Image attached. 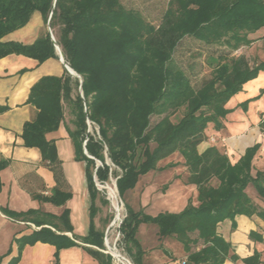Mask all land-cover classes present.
<instances>
[{"label":"trees","instance_id":"1","mask_svg":"<svg viewBox=\"0 0 264 264\" xmlns=\"http://www.w3.org/2000/svg\"><path fill=\"white\" fill-rule=\"evenodd\" d=\"M35 12L42 14L45 23L51 15L56 43L82 83L67 69L61 76L41 77L27 99L37 112L25 123L22 137L27 147L40 149L43 161L58 168L55 141L46 135L57 130L70 115L73 128H69V134L76 159L86 161L91 200L89 233L83 242L103 245V233L93 218L98 211L96 200L105 199L95 177L102 183L117 177L123 197L141 175L157 169L161 160L178 152L190 173L188 183L197 187L198 203L189 201L181 212H161L156 216L127 207L121 231L134 264H143L144 251L136 237L143 222L157 224L161 236H173L181 242L187 252L185 264H224L227 259H239L232 243L219 232V223L230 219L234 224L237 215H257L264 221V207L247 192L252 183L264 198V170L252 173V160L260 144L248 147L236 163L216 146L202 153L198 146L211 123L217 129L224 127L231 97L264 71V60L251 64L245 55L232 54L252 44L256 38L251 34L264 29V0H170L158 24L147 20L140 11L127 8L121 0H0V59L13 53L39 62L59 58L47 30L33 43L5 39L24 27ZM185 37L227 48L209 56L212 75L197 88L174 58ZM155 116L159 119L153 123ZM88 120L98 126L99 138L87 134ZM86 135L84 146L91 157L83 150ZM6 165L7 161L1 160L0 170ZM1 187L0 180V191ZM70 196L55 190L48 199L61 204ZM0 210L15 220L41 226L29 234L15 236L17 255L4 263L12 252L9 248L6 255L0 256V264H17L23 248L39 241L58 249L77 244L46 226L60 230L58 219L71 231L67 209L58 218L35 209ZM250 237L264 242L263 234L257 231H251ZM88 250L100 264H111L100 250ZM260 256L255 251L242 260L260 264Z\"/></svg>","mask_w":264,"mask_h":264},{"label":"crops","instance_id":"2","mask_svg":"<svg viewBox=\"0 0 264 264\" xmlns=\"http://www.w3.org/2000/svg\"><path fill=\"white\" fill-rule=\"evenodd\" d=\"M45 29L42 14L35 12L24 27L11 32L5 39L33 43ZM64 71V64L59 58L39 62L13 53L0 59V161H7V165L0 170V207L18 212L35 209L57 218L67 209L71 231L58 219L56 222L60 230L46 226L66 234L77 243L60 249L41 241L28 244L23 248L17 264H100L88 250L97 249L96 245L83 242L89 233L91 200L86 161L76 159L75 145L69 134V128H73L70 115H66L57 130L46 135L55 141L58 168L43 161L40 149L27 147L22 137L25 123L33 119L37 112L34 105L27 103L31 87L45 75L61 76ZM227 107L230 111L224 120V127L217 129L211 123L206 129L205 139L198 146L199 152L216 146L228 155L232 163H236L248 147L259 143L252 160V173L264 170V71L245 83L242 90L231 97ZM184 162L181 154L176 152L161 160L157 169L141 175L136 186L126 192L128 207L156 216L161 212H181L189 201L197 204V187L188 183L190 173ZM55 190L71 196L64 203H53L48 198ZM247 192L255 203L264 207V198L252 183L247 186ZM96 206L99 209L93 220L96 228L103 233L108 224L105 220L107 212L103 211L99 199ZM40 228L29 221L15 220L0 210V256L12 249L11 254L4 258V263L18 253L15 236ZM251 231H257L264 237V221L257 215H237L234 224L230 219L219 223V232L232 243L239 256L237 260L227 259L224 264H246L242 259L255 251L261 254L260 264H264V242L252 239ZM136 237L144 251L143 264L186 263L187 252L181 242L173 236H161L157 224L141 223Z\"/></svg>","mask_w":264,"mask_h":264},{"label":"rangeland","instance_id":"3","mask_svg":"<svg viewBox=\"0 0 264 264\" xmlns=\"http://www.w3.org/2000/svg\"><path fill=\"white\" fill-rule=\"evenodd\" d=\"M169 1L170 0H121V2L127 8H132L140 11L147 20L153 22L154 24H158L160 22L164 12L167 10L169 6ZM45 27H46L45 30L48 31L47 23H45ZM263 36H264V29L260 30L257 33L251 34V37H253L254 39L256 38L254 42L250 45L241 46L239 49L232 52V54L236 56L245 55L249 59L251 64H253V62L255 61L259 62L264 60ZM221 50L225 51L227 50V48H225L224 46L220 47L219 45L209 46L197 39L185 37L181 40L178 47L176 48L174 52V58L176 59L178 64L185 70V72H187V74L190 76L193 87L197 88L202 84V82L205 79L210 78L212 75L213 66L210 64L209 56L211 54L218 55L221 52ZM173 118L175 119V116H173ZM158 119L159 116H155L152 118V122L154 123ZM262 120L264 121L263 116H262ZM87 134H91L96 138H99L98 126L91 122V124L88 126ZM85 141H87V135L84 137L83 146L86 144ZM83 150L85 154L87 152L86 154L87 156L91 157L85 146L83 147ZM97 163L100 164V161H97ZM116 169L118 172H120V169L118 168ZM95 180L96 183L98 182L97 187L100 190L103 198L105 199V202H102V199L101 200L99 199V202L101 207L103 208V211L107 212V217L105 218V220L108 221V224L106 225L103 232V245L100 248L104 247V238L106 236L108 228H110L109 229L110 240L112 242L116 241L117 236L120 233V238L117 241L118 248L122 252V254L125 255L129 259V261H131L132 264H134V261L128 252V245L124 240L123 233L121 231V226L126 218V217L123 218V216L124 215L127 216V207H128L127 193H125L123 197L120 195L117 185V177L115 176H111L109 182L102 183L97 179V177H95ZM107 188L110 189V195ZM110 197L114 199L116 203L118 202V204H120L119 206H121L122 208L121 218H123V221L119 227L111 226L116 216V211H115L116 207L112 203ZM105 255L108 256L110 260H112L110 255L108 254Z\"/></svg>","mask_w":264,"mask_h":264},{"label":"built area","instance_id":"4","mask_svg":"<svg viewBox=\"0 0 264 264\" xmlns=\"http://www.w3.org/2000/svg\"><path fill=\"white\" fill-rule=\"evenodd\" d=\"M88 124L89 125L91 124V122L89 120H88ZM85 143H86V141H85ZM97 184H98V182H97ZM120 215H121V212L120 213H117L116 212V216H115V218H114V220H113V222L111 224L112 227L113 226L119 227L120 224L123 221V218L126 217V215H124L123 218H121ZM109 229L110 228H108L107 233H106V236L104 238V247L103 248H100V247L96 246V248L98 250H100L101 252H103V253L108 254V255L111 256V259H112L111 260V264H132L131 261H129V259L125 255H123L122 252L118 248L117 241L120 238V233L117 236V240L114 241V242H112L110 240V238H109L110 237L109 236V233H110V230ZM112 249H115L117 251V254L114 253L112 251Z\"/></svg>","mask_w":264,"mask_h":264},{"label":"water","instance_id":"5","mask_svg":"<svg viewBox=\"0 0 264 264\" xmlns=\"http://www.w3.org/2000/svg\"><path fill=\"white\" fill-rule=\"evenodd\" d=\"M55 1H56V0H55ZM50 19H51V15H50V18H49V20H48V22H47V25H48V32H49V35H50L52 41H53L54 44H55V47H56L57 52H58V54H59V59H60L61 62L64 64L65 69H67V71H68L70 74H72L73 76H77V77H79V78H80V82L82 83V78H81V76H80V75H79V74H78L73 68H71V67L66 63V60H65L64 54H63L61 48L59 47V45L56 43V40H55L54 34H53V32H52V29H51V26H50ZM80 90L82 91V86H80ZM85 151H86V149H85ZM86 154H87V152H86Z\"/></svg>","mask_w":264,"mask_h":264},{"label":"bare ground","instance_id":"6","mask_svg":"<svg viewBox=\"0 0 264 264\" xmlns=\"http://www.w3.org/2000/svg\"><path fill=\"white\" fill-rule=\"evenodd\" d=\"M107 189H108V192H109V195H110V189H109V188H107ZM116 193H117V192H116ZM110 199L112 200V203H113L114 206L116 207V212H117V213H120L121 210H122L121 206H119L120 204H118V202L116 203L115 200L112 199L111 197H110ZM120 216H121V215H120ZM112 251H113L114 253L117 254V251H116L115 249H112Z\"/></svg>","mask_w":264,"mask_h":264}]
</instances>
